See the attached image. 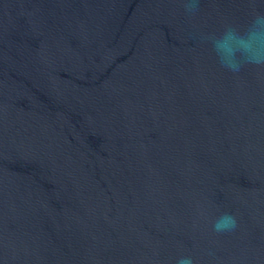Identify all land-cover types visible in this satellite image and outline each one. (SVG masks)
<instances>
[{
    "label": "water",
    "instance_id": "water-1",
    "mask_svg": "<svg viewBox=\"0 0 264 264\" xmlns=\"http://www.w3.org/2000/svg\"><path fill=\"white\" fill-rule=\"evenodd\" d=\"M182 258L264 264V0H0V264Z\"/></svg>",
    "mask_w": 264,
    "mask_h": 264
},
{
    "label": "clouds",
    "instance_id": "clouds-1",
    "mask_svg": "<svg viewBox=\"0 0 264 264\" xmlns=\"http://www.w3.org/2000/svg\"><path fill=\"white\" fill-rule=\"evenodd\" d=\"M194 7H195L194 4L189 5L190 10ZM234 226H235L234 217H232L230 214H224L216 221L214 228L217 231H224L233 228ZM179 264H191V260L190 258H182L179 261Z\"/></svg>",
    "mask_w": 264,
    "mask_h": 264
}]
</instances>
